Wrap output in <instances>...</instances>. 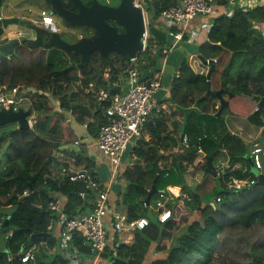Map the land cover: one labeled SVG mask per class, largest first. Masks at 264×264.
<instances>
[{
    "label": "trees",
    "instance_id": "16d2710c",
    "mask_svg": "<svg viewBox=\"0 0 264 264\" xmlns=\"http://www.w3.org/2000/svg\"><path fill=\"white\" fill-rule=\"evenodd\" d=\"M60 1L66 8H73L69 0ZM215 1L223 5L228 2ZM83 2L87 4L90 0ZM173 2L146 0L151 19L158 17L160 11ZM263 21L262 4L248 7L238 5L230 14L220 13L212 17L206 39L198 45L197 52L204 59H215L209 76L212 87L214 77H218L214 88H206L205 73L193 71L186 58L180 60L177 73L171 78L169 95L177 105L182 120L180 123H171L168 128L165 122L167 115L162 110L148 118L131 147L133 163L122 171L125 189L117 194L115 200V207L124 209L129 219L146 216L148 223L133 230L129 242L114 239L111 248H105L101 256L108 264H143L152 242L153 250L164 251L165 255L151 259L148 264H182L183 259L193 254L199 257L197 264H209L218 234L226 227L249 228L257 223L264 230V186L251 185L238 190L225 188L229 176L244 178L252 175L250 144L230 133L222 116L216 115L218 104L214 93L222 88L224 92L244 97L251 95L254 90L257 94H264V32L259 27ZM41 37H37L32 46H27L37 52L28 62L24 61L22 55L24 46L28 44L24 38L17 47L18 56L11 55L8 61L0 59V85L11 83L50 91L58 94L60 104L64 97L62 91L69 82L79 80L85 84L92 80L114 92L111 84L117 80V71L124 67L128 58L124 53L118 55L113 52L115 57L109 54V64L102 61L97 52H93L90 54V63L79 67L78 56L71 54L73 60L66 64L62 55H58L60 50L41 44ZM152 40L155 39L149 36L148 42ZM155 41L160 42L161 39ZM148 51L146 49L141 53L151 63ZM94 68L100 73L106 69L108 78L103 80L93 72ZM37 90L30 104L31 111L35 113L33 118H39V121L34 120L33 127L6 135L7 128L0 126V197H4L0 203V264H26L18 259L21 249L31 242L52 241L46 229L50 212L45 207L51 197L55 194L64 196V211L77 214L83 209L82 203L91 198L94 192L82 178L70 180L65 174L55 178L48 175L50 164L45 161L50 155V144L41 136V112L45 113L46 96ZM84 107L75 104L71 109L78 111L77 120H82L84 116L92 117L86 129L91 137H95L100 125L106 121L102 105H96L92 112L93 106H88L90 111H84ZM246 118L254 126L261 127L257 140L264 146L261 139L264 137V110L257 108ZM180 134L185 136L186 145L180 144ZM173 146H179L180 150L169 154L167 167L159 168L155 187L165 190L167 185H177L184 197L176 196L173 201L164 202V208L170 210V216L159 222L156 218L159 212L155 210L150 215L152 211L149 209L157 192L151 194L147 205L144 197L158 167V159L163 156L160 150ZM211 153L213 165L225 157L230 165L235 162L240 165L217 174L219 187L211 189L214 199L204 203L198 193L200 188L197 181L200 176L210 174L205 171L204 157ZM80 160L79 155L74 156V162L79 163ZM89 165L86 161L85 168ZM189 166L192 168L188 169ZM89 176L97 181L93 173ZM171 188L177 190V187ZM5 206H8V211H2ZM193 213L195 216L192 217ZM85 242L78 232H74L69 240V243L83 250L86 249ZM250 248L246 256L248 261L240 264H264V243ZM8 252L12 254L9 261L6 260ZM55 263L65 264V260L55 256L51 264ZM38 264L41 263L38 261Z\"/></svg>",
    "mask_w": 264,
    "mask_h": 264
},
{
    "label": "crops",
    "instance_id": "0c3cea01",
    "mask_svg": "<svg viewBox=\"0 0 264 264\" xmlns=\"http://www.w3.org/2000/svg\"><path fill=\"white\" fill-rule=\"evenodd\" d=\"M228 2H232L231 8L240 5V2L242 0H227ZM48 3V1L46 0ZM249 6L255 5L254 0L247 1ZM50 4V3H49ZM227 4H219L215 3L214 9L215 14L223 13L227 9ZM50 8V7H49ZM45 9V8H42ZM144 9V8H143ZM41 10V9H40ZM145 10V9H144ZM146 13L150 14L149 11L145 10ZM10 16H16L18 18L16 24H9L4 28V31L0 37L1 40H5L7 37L11 36H19L22 38H25L23 33L19 28H14L12 26L18 25L20 17L17 14L7 13L6 15H3L0 13V17H10ZM208 18L205 16H194L190 18L186 24V30L187 33L189 31L197 32V37L194 41H189L186 38H183L181 40L174 41L173 38L167 35V26L165 23L159 18L156 17L155 19H151V17L148 18V21L156 27L159 31L163 32V36L155 37L154 39H161V41L157 42L155 40H152V42H155V48L152 50L150 54V57H152L153 54H158L161 60L160 66H157V63H155V60L153 62H146L143 61L139 65V73L142 77H149L152 76L154 73L158 74V79L160 81V85L155 91L154 98L157 102L161 103L163 105L162 112H164L167 115L166 119V125L168 128L171 127V123H180L182 120V116L180 115L179 111L177 110V105L174 101H172L170 95H169V88H170V82L173 75L177 73V66L182 58H186L187 62L189 63V66L193 71L196 72H203L202 65L197 60L198 58V52L197 47L200 43L204 42L207 36V30L209 28ZM54 21V20H53ZM29 29L31 31L30 35L27 37V42H29L27 45L32 46L33 41L37 39V37L45 36L43 34V31H41V25H43L44 29H48L51 32H59L57 25L53 23H42L35 15H32L29 17L28 23ZM15 29V30H14ZM19 33V34H17ZM26 39V38H25ZM167 40V42H165ZM167 43V44H166ZM171 44V49H169L166 53H160L158 50H156L158 47ZM51 47V46H50ZM35 48V47H34ZM158 48V49H159ZM174 55L170 53V51L174 50ZM60 53L58 55H62L63 61L67 64L72 62L71 53L64 49H59ZM170 53V54H169ZM70 54V55H69ZM74 55V54H72ZM172 55V56H170ZM77 56V55H76ZM149 56V55H148ZM79 57V56H78ZM171 59V64L168 66V60ZM2 60V59H1ZM3 60L8 61V59L3 58ZM10 60V59H9ZM79 63H77L78 66ZM205 66H208L207 64L203 63ZM118 65V64H117ZM208 69V67H207ZM207 69L203 72L206 73ZM93 72H96L98 75L101 76L103 80L104 74L103 72H98L97 69H93ZM119 77H121L119 75ZM213 80V79H212ZM121 83H124L122 85ZM218 83V77H214L213 80V86L216 87ZM7 85V84H6ZM5 84H2V86H6ZM112 89L117 92H123L125 90L126 84L124 79L117 78L116 81L112 82ZM211 86V84H210ZM212 87V86H211ZM212 87V88H214ZM7 88V86L5 87ZM3 89L1 93L3 94H9V89ZM26 88V90H25ZM37 89L34 87H21V89L17 91V94L21 93L23 94V99L21 102L19 101V106H22L23 108H29L30 104L34 99V93ZM29 91V92H28ZM37 92H42L46 96V108L45 113L41 115V136H43L50 144L49 146V152L51 156V162L49 163V174L52 177H61L62 175H66V169L73 170L75 172L82 170V169H88L91 168L92 172L94 174L95 179L103 185V189L106 190L107 193V204L111 209L120 210L115 207V200L117 198V194L120 192H123L125 189V181L122 177V171L128 167L131 166L133 163L134 157L132 154H130L131 147L134 145L135 140L137 137H135L129 145L124 149L120 156H119V162L117 164V169L115 173H111V170L109 169V166L106 162L107 166H105L102 161L103 158L100 154V152L91 145L93 137L89 135L86 129V124L90 121H92L91 116H84L82 120H77L76 115L78 114V111H73L71 107L75 104H79L84 107V111H90L88 106H90L92 103H95L93 108L91 109V112L94 110L96 105L98 103L94 101V97L92 93L84 89V84H81V82L78 80L77 82H69L66 85V88L62 91V104L59 103V97L58 94H53L50 91H41L37 90ZM28 93H33L32 97H28L26 99V95ZM31 96V95H30ZM223 97L227 100V107L223 108L220 111V114L222 116L224 125L226 126V129L230 133H234L238 135L243 142L250 144L251 141H253L255 138L257 139L258 136H260V129L261 127L254 126L250 122L247 121V115L250 114L252 111L256 109L255 102L249 98L245 97L243 100H237L234 95L232 94L231 97H228L227 93H223ZM217 104L219 106V100L217 99ZM238 105H242V108H238ZM218 108V107H217ZM82 109V108H81ZM83 110V109H82ZM183 110V109H182ZM186 112V109H184ZM30 116L33 118L35 116V113H33L30 109ZM243 120V124L246 129L251 128L252 136L247 135L248 138L246 139L243 136L242 133V126H240L241 121ZM34 120L39 121L38 117H35ZM35 123V122H34ZM32 126L33 127V124ZM247 123V124H246ZM256 127V128H255ZM145 138L147 136L144 133ZM181 134L179 136L180 144L186 145L184 141L181 140ZM252 138V139H250ZM75 139L79 140L78 144H74L73 141ZM180 150L179 146H173L172 148L160 150L162 152L163 156H160L158 159L157 165L159 168L167 167L170 162V153H174ZM224 151V149H221ZM70 153H73L75 155H79L81 157V160L79 163L74 162V156ZM66 156H69L73 160L71 161H65L64 158ZM220 158V157H219ZM226 160L228 162V159L221 158V160ZM220 160V159H219ZM86 161L90 163V165L85 168ZM71 162L75 167L71 168L67 164ZM219 162V161H218ZM263 162V161H262ZM238 166L240 165L239 162ZM251 163V162H250ZM251 165V164H250ZM216 168V164H214ZM188 169H191V166L188 167ZM90 173V174H91ZM88 174V175H90ZM90 177V176H89ZM216 177V176H215ZM213 177V180L214 178ZM200 179V178H199ZM199 183V181H198ZM171 187H177L179 189V192H181V189L177 185H167L165 191L167 194L171 195V191L173 193L174 190H172ZM92 189V188H91ZM94 190V189H93ZM200 190V189H199ZM178 192V193H179ZM183 193V192H182ZM96 195V191L94 190L92 197L87 198L86 202L82 203L83 209L81 212H87L90 210L92 206L93 199ZM169 195V196H170ZM57 196L63 206V203L65 202V197L62 195ZM82 199V196H81ZM173 198L172 200H174ZM108 220V216L105 217V221ZM47 231L50 234V237L52 241L50 243H47L45 241H39L37 242V263L38 261L41 264H51V261L55 256L59 257L61 260H65V264H104L106 263V259L102 258L101 254H95L89 244L85 242L86 249L83 250L82 248L73 245V243H69L67 248L62 249L60 245V224L56 221H53L52 226L50 229L46 228ZM128 231H122V232H113L112 229H108V249L111 248L113 240L118 239L122 242H129L132 233H127ZM33 244V242L28 243ZM39 245V246H38ZM154 244H150L148 251L145 255V261L143 264H148V262L151 259L160 257L161 251H154ZM152 249V251H151ZM153 253V254H152ZM57 264V263H55Z\"/></svg>",
    "mask_w": 264,
    "mask_h": 264
},
{
    "label": "built area",
    "instance_id": "2783aa9c",
    "mask_svg": "<svg viewBox=\"0 0 264 264\" xmlns=\"http://www.w3.org/2000/svg\"><path fill=\"white\" fill-rule=\"evenodd\" d=\"M142 1L133 0V4L141 8L143 13L144 30L140 37L141 48L133 56H127L128 58L124 67L120 71H117V78L124 79L125 81V90L123 92H111L106 87L98 85L92 80L84 84V89L92 93L94 100L99 105H102L103 114L106 117L105 123L100 125L96 136L93 137L91 145L104 157L111 173L116 172L121 152L126 149L131 140L139 136L148 118L153 113L160 112L163 109V105L154 98L155 91L160 85L158 74L154 73L152 76L144 78L139 73L141 66L139 64L145 60L148 62L144 55L142 59L139 56L146 49L150 53L156 47L154 45L155 42L151 45L148 42L150 35L146 30V19L144 18ZM247 1L249 0H242L240 5L248 7ZM105 2H108V0H105ZM254 2L255 4L264 5V0H254ZM215 3V0H174L173 4L160 11L158 17L165 23L167 26L166 33L174 41L183 38L194 41L197 37V32L189 31L187 33L186 24L188 20L194 16H205L208 18L207 23L210 26L212 17L216 15L214 9ZM227 5L229 8L223 12L224 14H230L232 11V2H227ZM50 13L45 9H41L38 19L42 23H52L53 18ZM259 27L264 32V21L259 24ZM168 48H171V44L160 47V51L165 53L168 51ZM10 57V54L3 56L5 59H10ZM212 60L215 62L214 58ZM103 74L104 79H107L108 71L106 69H104ZM17 89V86L13 85L9 87V94L0 93V104L4 106L11 104L13 109L19 106L18 103L19 101L21 102L23 97L16 98ZM32 123H34V118L29 114L27 116L28 128H31ZM262 124H264V118L262 119ZM181 140H186L184 135H182ZM73 143L78 144L79 140L75 139ZM263 156L264 146L258 140L251 141L249 159L252 166L257 170H260L262 167L261 158ZM237 167V162L230 165L223 159L219 160L216 170L218 173H224L226 168L232 170ZM68 178L70 180L84 179L86 185L96 191V195L90 210L77 214L66 213L60 199L55 195L46 202L45 207L50 212L46 228L50 229L53 221L60 224V245L62 249L68 247L72 234L78 232L83 239L89 241L91 250L99 255L108 247V229H112L113 232L133 231L142 228L148 223L146 216L129 219L122 210L111 209L107 204V193L103 189V185L98 181L92 180L87 173L76 172L74 175L68 176ZM255 180V175L244 178L229 176L225 182V188L238 190L249 187ZM161 192H158L159 195H162ZM158 212L156 218L159 222L165 221L170 216L168 209L164 211L159 209ZM106 216H108V222L105 221ZM9 234L10 232L7 235ZM36 250L37 243L27 245L19 251L18 259L20 262L26 264H38ZM11 258L12 254L8 252L6 260L9 261ZM104 264H108V262L106 261Z\"/></svg>",
    "mask_w": 264,
    "mask_h": 264
},
{
    "label": "water",
    "instance_id": "95a60500",
    "mask_svg": "<svg viewBox=\"0 0 264 264\" xmlns=\"http://www.w3.org/2000/svg\"><path fill=\"white\" fill-rule=\"evenodd\" d=\"M69 1L73 8H66L60 0H51L50 4L53 12L65 21L66 27H89L93 30L92 34L90 36L78 35L76 40L68 42L61 38L58 32H51L41 37V44L57 49H64L71 54L79 56V67L90 63V54L93 52H97L102 61L110 64V51L117 54L124 53L126 56H133L141 48L140 37L144 30V19L141 8L135 6L133 0H119L115 5L102 2L105 0H90L89 4H85L83 0ZM17 20L16 16L0 17V37L4 28L9 24H16ZM145 25L148 34L153 38L164 35L163 32L159 31L149 21L146 20ZM118 27L122 28L121 31H119ZM21 37L15 35L0 41V59L7 54L18 56L16 50L21 44ZM198 58L208 65L205 73L206 88L210 89L209 76L214 68V62L212 59L205 60L200 55H198ZM6 86H13V84L8 83ZM6 86L0 85V93ZM17 88L20 89L21 85H18ZM214 93L219 100V106L216 111V115H219L220 111L227 107V100L223 97L224 91L222 88L215 90ZM225 93H227L228 97L232 96L230 92ZM248 97L255 102L256 109L264 110V94H257V91L254 90ZM29 114V108L17 106L13 109L11 104L7 106L0 104V126L6 123H16L14 128L6 131V135H9L12 131L26 129L28 128L27 116ZM261 138L264 141V137L262 136ZM198 153L202 154L201 151H198ZM204 158L206 160L205 171L215 176V167L212 162L213 153L206 155ZM45 162L50 163L51 156H48ZM154 162L156 163V160ZM250 170L252 173H255L256 177L253 185L264 186V173L258 172L252 165H250ZM77 172L90 174L92 169H82ZM75 173L73 170L66 169L67 176L74 175ZM158 173L159 167H156V172L144 197L145 204H148L152 193L161 191V189L155 187ZM87 243L89 244V242Z\"/></svg>",
    "mask_w": 264,
    "mask_h": 264
},
{
    "label": "rangeland",
    "instance_id": "374dc122",
    "mask_svg": "<svg viewBox=\"0 0 264 264\" xmlns=\"http://www.w3.org/2000/svg\"><path fill=\"white\" fill-rule=\"evenodd\" d=\"M47 1H48V3L46 2V0H2L1 5H0V13L3 15H6L7 13L17 14L20 17L18 25L12 26V27L19 28L21 30V32L24 34L23 36L27 40V37L31 33V31L29 29V25L27 24L29 17L32 15H35L37 18H39V11L42 8H45V10H47L48 13H50L49 11L51 8V4H49V3H51V0H47ZM109 2H110V4L115 5L119 2V0H109ZM147 5L148 4L146 3V0H143L142 1V7L148 11ZM145 13H146V11H145ZM50 15L53 17L54 24L57 25V28L59 30L58 33H59L60 37L65 39L68 42L76 40L78 35L90 36L93 32V30L89 27H86V28H84V27L83 28L82 27H75V28L66 27L65 21L63 19H61L60 17H58L54 12L50 13ZM146 17L148 19L150 17V14L146 13ZM43 27L44 26L41 25V31H43V34L44 35L49 34L50 31L48 29H44ZM35 42L36 41L34 40L32 44H34ZM165 42H167V40H165ZM150 43L152 44L153 42L150 41L149 44ZM27 45H29V44H26L23 48V51H22L23 59L25 62H28L29 60L33 59L37 54L35 49H33V50H32V48L28 49ZM161 47H163V46H161ZM158 48L156 50L159 51ZM171 48H168V50ZM174 52H175V49L170 51V53L172 55H174ZM109 54L111 56L115 57V55H113L112 51H110ZM172 55H170V56H172ZM139 57H140V59L144 58L143 55H140ZM153 59L155 60V63H157V66H160L161 60H160V57L158 56V54H153L152 57L149 58V60H152V62L154 61ZM197 60L202 65V70L204 72L208 66H205L199 58H197ZM169 64H171V59L168 60V66H169ZM171 65H173V63ZM122 78H124V76H122ZM121 84L124 85V83H121ZM9 87H7L5 89L8 90ZM25 90H26V88H25ZM17 91H18V89H17ZM32 96H33V93H28L25 97L27 99L28 97H32ZM17 97H23V94H21V93L17 94L16 93V98ZM234 97L238 101L245 99L244 96L238 95V94L234 95ZM94 105H95V103L91 104V106H94ZM238 108H242V105H238ZM41 115H43L42 112H41ZM240 121H241L240 126L243 127L244 126L243 120L240 119ZM15 126H16L15 122L6 123L4 125H1V127L7 128V130L12 129ZM242 133L246 139L248 138L247 135H250V137L252 136L251 128H249V127H248V129L243 127ZM181 136H182V134H181ZM250 139H252V138H250ZM256 140L257 139L255 138L254 141H256ZM198 151H200V150H198ZM0 156H1V154H0ZM102 158H103L102 163L105 166H107L106 163L104 162L105 160H104L103 156H102ZM70 159L71 158L69 156H66L64 158L65 161H71ZM261 159L263 162H262V167L260 168V170L264 173V156ZM67 165L70 166L71 168L75 167L73 164H71V162H69ZM191 168H192V166H191ZM215 173H216L215 176H218L217 174H221V173H218L216 168H215ZM215 176H212L210 174L204 175V176H200V179L198 180L199 181V188H200L198 193L202 197V200L204 203L208 202V200L214 199V192L211 191V189L214 186L219 187L218 180ZM213 177H215L214 180H213ZM161 191H162L161 192L162 195H159V193L157 192V196L153 199V202L150 205L149 209L152 211V212L150 211L151 212L150 215L153 214V211H155V210H157V211L159 209H161V211L167 210V208H164V206H165L164 202H166L167 200L173 201L172 199L175 198L176 196L184 197L183 196L184 193H182L183 191L181 190V192H179L178 188L176 191H174L176 193H173L171 191L172 196L170 194H169L170 195L169 196L165 190H161ZM0 199H1L0 203H2V201H4V197H0ZM8 210H9L8 206L2 207V211H8ZM122 211L125 212L124 209H122ZM191 216L192 217L195 216V213H193ZM127 233H130V234L132 233V235H133V231H128ZM85 241L89 242L87 240H85ZM262 243H264V230L257 223L252 225L249 228H242L240 226L229 227V228L226 227L224 230H222V232H220L218 234V239L216 240L215 245L213 247V255H212V258H211L209 264H230V263L240 264L241 262L245 263L248 261V260H246V256L250 252V249H251L250 247L255 246L256 244H262ZM150 244H154V243L152 242ZM151 251H152V249H151ZM164 255H165V252L161 251V254L159 256L163 257ZM199 261H200L199 257H197L196 255L193 254V255H190L189 257L183 259L182 264H197V263H199Z\"/></svg>",
    "mask_w": 264,
    "mask_h": 264
},
{
    "label": "clouds",
    "instance_id": "9594fccd",
    "mask_svg": "<svg viewBox=\"0 0 264 264\" xmlns=\"http://www.w3.org/2000/svg\"><path fill=\"white\" fill-rule=\"evenodd\" d=\"M143 11H144V9H143ZM50 12L52 13L53 11L51 10V8H50ZM53 18V17H52ZM144 18H146V20L148 21V19H147V17H146V13H145V11H144ZM52 23H53V20H52ZM151 36V35H150ZM159 51H160V48H159ZM161 52V51H160ZM11 55V54H10ZM1 59H3V57L1 58ZM252 165V164H251ZM254 168V167H253ZM256 169V168H255ZM258 172H262L261 170H257ZM252 175H255V173H252ZM256 178V177H255ZM253 185V184H252ZM251 186V185H250ZM212 204H213V202H212Z\"/></svg>",
    "mask_w": 264,
    "mask_h": 264
},
{
    "label": "flooded vegetation",
    "instance_id": "af4514ba",
    "mask_svg": "<svg viewBox=\"0 0 264 264\" xmlns=\"http://www.w3.org/2000/svg\"><path fill=\"white\" fill-rule=\"evenodd\" d=\"M102 2H105V1H102ZM107 3L110 4L109 0H108ZM87 4H89V2ZM110 5H113V4H110ZM118 29H119V31H121L122 28L121 27H118Z\"/></svg>",
    "mask_w": 264,
    "mask_h": 264
}]
</instances>
